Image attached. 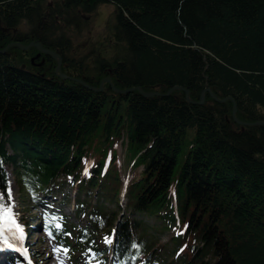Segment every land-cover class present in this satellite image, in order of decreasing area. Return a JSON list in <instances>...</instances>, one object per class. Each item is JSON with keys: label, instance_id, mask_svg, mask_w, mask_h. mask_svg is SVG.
<instances>
[{"label": "trees", "instance_id": "1", "mask_svg": "<svg viewBox=\"0 0 264 264\" xmlns=\"http://www.w3.org/2000/svg\"><path fill=\"white\" fill-rule=\"evenodd\" d=\"M100 3L116 7L113 55L100 51L95 67L71 66L80 58L70 55L69 27L80 32L81 13ZM34 40L90 85L108 76L120 89L182 86L196 101L209 87L234 99L239 120L264 121V0H55L51 7L48 0H0L1 47ZM36 52L0 53V191L5 168L22 193L37 183H79L81 203L95 199L103 208L94 211L110 225L125 189L126 211L158 224L125 218L120 239L139 230L163 264L173 254L170 264H264V125L236 123L233 101L208 93L194 104L182 90L145 97L105 84L94 92L60 79L50 56L33 66ZM166 232L167 243L154 238Z\"/></svg>", "mask_w": 264, "mask_h": 264}, {"label": "rangeland", "instance_id": "2", "mask_svg": "<svg viewBox=\"0 0 264 264\" xmlns=\"http://www.w3.org/2000/svg\"><path fill=\"white\" fill-rule=\"evenodd\" d=\"M49 4H53L55 2V0H48ZM116 11V7L112 4H108V3H100L97 5L96 9L94 10V12L92 13H81V16L83 18V21H80L79 23L82 25H80L81 31L79 32L78 29H75L74 27H69L70 28V33H71V53L70 55H75L76 59H79L78 62H69L70 64H72L71 66H76V65H83L82 68L86 66L89 67H95L94 65V61L92 58V55L95 56L97 55L98 52L100 51H110V54L113 55V51L111 48V45L108 43L110 40V31H111V22L113 20V15ZM85 16H88L87 19H85ZM19 29L21 30V34L26 33V29L27 27L25 25L22 24V26L19 27ZM92 52V53H91ZM88 54L86 57H83L84 55ZM90 54V55H89ZM71 58V57H70ZM56 62V60H54ZM64 67V65H63ZM62 67V68H63ZM68 70L65 69V72L63 70L64 73L68 74V72H66ZM72 73V72H71ZM70 75V74H68ZM70 77H73L70 75ZM82 79V78H80ZM93 80H95V82L97 81V77L93 76L92 77ZM84 80V79H82ZM103 80V78L100 80V82ZM107 84V83H106ZM100 85V83H99ZM106 85H104V89H105ZM206 98V96H205ZM9 174V173H8ZM9 177V182H10V187H11V193H12V199L15 201V203L13 204V211L15 213V219L20 223L21 221H23L24 223H26L28 221L29 224H33L34 227H37L38 229H40L39 231H41V229H43V222H42V214H41V206L38 205V208L36 210L37 213V217L33 220H31L32 218V214H35V208L33 206H35V203H31V200L26 199V201H23L21 199V194L19 192V188L17 186L16 180L14 179V177L12 175H8ZM66 190L68 193L72 195H76L77 194V190L78 187H66ZM80 199H83L84 197H81V195H79ZM120 199H121V206H122V214L124 215L121 218L124 217H129L130 220L132 219H142L143 223L151 226V225H156L158 224L156 221L152 220V219H147V218H142L140 215L138 214H134L129 212L128 210L126 211V202H127V197H122L120 194ZM97 206L98 203H96L95 200H93V203ZM73 203L71 202H66L64 204H61V209H63V211L67 214H70V220L68 221V223L74 222L73 219ZM105 206L109 207H115L114 205H108L105 204ZM37 219L36 225L35 220ZM115 224L119 223L118 220L115 218L114 219ZM146 229V227H145ZM147 233H152L151 229H146ZM38 233H35V237L37 236ZM47 232L42 231V238H41V244H40V248L42 253H46L49 254V249H50V243L47 244L46 246H41L45 241L47 242L46 238H47ZM158 237H160L161 242H165L169 240V233H164L163 235L159 236L156 235ZM34 240V239H33ZM75 256H78L76 253H74Z\"/></svg>", "mask_w": 264, "mask_h": 264}, {"label": "water", "instance_id": "3", "mask_svg": "<svg viewBox=\"0 0 264 264\" xmlns=\"http://www.w3.org/2000/svg\"><path fill=\"white\" fill-rule=\"evenodd\" d=\"M10 47H18L20 50L23 51H27L30 48H35L37 50V54L32 57L31 61L32 63H34V61L36 59H38L41 55H46V56H50L52 59L56 60V68L54 73L62 80H74L77 83H80L81 85H83L84 87L88 88L89 90H92L94 92H103L104 91V85L106 83H108L110 85V87L112 88V90L117 93V94H128L130 92L133 91H138L142 96L145 97H155V96H169L171 95V93L175 90H182L185 92V97L186 100L188 102L194 103V104H203L205 102V96L206 93H208L215 101L217 102H226L227 100H232L233 101V110H232V118L234 119V121L242 126H246V125H264V121H255V122H246V121H242L239 120L236 117L237 114V107H236V103L234 102V99L232 97H225V98H219L213 91L211 88L206 87L200 95V99L199 100H192L190 97V91L182 86H174L171 89H169L167 92L162 93L156 90L153 91H145L143 90L140 86H132L130 88H125V89H120L117 88L113 85L111 78L106 76L103 78V80L100 82V85L98 87L90 85L89 83H87L85 80H82L80 78H75V77H70V75L66 74L63 72L62 67H63V58L62 56L57 53L54 50H51L49 48H46L42 45V43L40 41L34 40L29 42L28 44H23L21 42H12L10 44H8L6 47L1 48L0 49V53H5L7 49H9ZM45 62V59H42V61L40 63H38L39 66H42ZM22 68H25V65H22Z\"/></svg>", "mask_w": 264, "mask_h": 264}, {"label": "snow or ice", "instance_id": "4", "mask_svg": "<svg viewBox=\"0 0 264 264\" xmlns=\"http://www.w3.org/2000/svg\"><path fill=\"white\" fill-rule=\"evenodd\" d=\"M87 173V169L85 168ZM14 201L12 199L10 182L9 186L4 190L0 191V257L6 254L9 250H19L24 253V257L27 259L28 254L27 250L23 248H18V244L15 242L17 240L24 239L25 233L23 231L22 225L15 219V213L13 211ZM56 228L61 227L59 221L56 222ZM49 235L51 236V230H49ZM110 242V237H105V243ZM133 248H138L139 246L133 243ZM60 249H54V251H59ZM63 251L67 253V248H63ZM91 252L92 250L89 249ZM93 257L96 255L92 253ZM136 259V257H131ZM0 264H9L8 261L0 259ZM60 264H64V261L61 260ZM95 264H99V261H96ZM126 264V262H124ZM142 264V262H141Z\"/></svg>", "mask_w": 264, "mask_h": 264}, {"label": "flooded vegetation", "instance_id": "5", "mask_svg": "<svg viewBox=\"0 0 264 264\" xmlns=\"http://www.w3.org/2000/svg\"><path fill=\"white\" fill-rule=\"evenodd\" d=\"M50 6H52V5L50 4ZM3 31H4V32H7V34L10 33L8 29H4ZM14 32H16V31H14ZM11 39H13V38L11 37ZM7 45H8V44H7ZM7 45H6V46H7ZM0 46H1V43H0ZM43 56H44V55H42V56L37 60V63H38L39 61L42 60ZM64 64H65V63H63V65H64ZM65 65H66V64H65ZM37 67H38V66H37Z\"/></svg>", "mask_w": 264, "mask_h": 264}]
</instances>
